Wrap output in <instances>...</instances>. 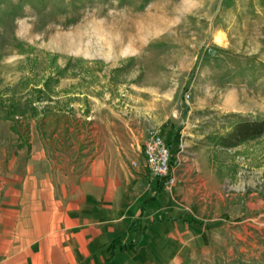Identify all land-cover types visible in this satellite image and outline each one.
Segmentation results:
<instances>
[{
	"label": "rangeland",
	"instance_id": "obj_1",
	"mask_svg": "<svg viewBox=\"0 0 264 264\" xmlns=\"http://www.w3.org/2000/svg\"><path fill=\"white\" fill-rule=\"evenodd\" d=\"M243 119L264 120V0H0V150L57 176L104 158L131 199L190 175L184 264H264V134L220 144ZM149 126L172 186L141 175Z\"/></svg>",
	"mask_w": 264,
	"mask_h": 264
},
{
	"label": "crops",
	"instance_id": "obj_2",
	"mask_svg": "<svg viewBox=\"0 0 264 264\" xmlns=\"http://www.w3.org/2000/svg\"><path fill=\"white\" fill-rule=\"evenodd\" d=\"M108 163L96 157L57 176L39 146L29 157L0 150V264H184L199 231L191 176L131 199Z\"/></svg>",
	"mask_w": 264,
	"mask_h": 264
},
{
	"label": "built area",
	"instance_id": "obj_3",
	"mask_svg": "<svg viewBox=\"0 0 264 264\" xmlns=\"http://www.w3.org/2000/svg\"><path fill=\"white\" fill-rule=\"evenodd\" d=\"M141 153L144 170L151 179L162 182L166 186H172L176 183L173 155L160 127L149 126L147 128ZM134 165L137 166L138 163Z\"/></svg>",
	"mask_w": 264,
	"mask_h": 264
},
{
	"label": "trees",
	"instance_id": "obj_4",
	"mask_svg": "<svg viewBox=\"0 0 264 264\" xmlns=\"http://www.w3.org/2000/svg\"><path fill=\"white\" fill-rule=\"evenodd\" d=\"M264 134V120H248L243 119L238 121L228 132L227 135L220 138V144L227 148H233L242 142L256 139ZM172 152V150H171ZM160 187V186H158ZM160 191V188H158ZM141 239V234H137L135 241L129 243V247L136 246Z\"/></svg>",
	"mask_w": 264,
	"mask_h": 264
},
{
	"label": "bare ground",
	"instance_id": "obj_5",
	"mask_svg": "<svg viewBox=\"0 0 264 264\" xmlns=\"http://www.w3.org/2000/svg\"><path fill=\"white\" fill-rule=\"evenodd\" d=\"M100 35H101V34H100ZM93 37H94V36H93ZM217 41H220V42L223 41V36H221L220 38H218ZM225 41H226V40H225ZM70 42H71V41H70ZM91 42H92V41H91ZM104 42H105V41H104ZM102 44H103V43H102ZM224 44H225V43H224ZM103 45H105V44H103ZM118 45H119V44H118ZM92 50H93V49H92ZM111 50H112V49H111ZM90 53H91V52H90Z\"/></svg>",
	"mask_w": 264,
	"mask_h": 264
}]
</instances>
